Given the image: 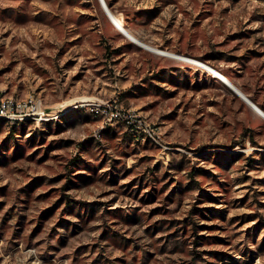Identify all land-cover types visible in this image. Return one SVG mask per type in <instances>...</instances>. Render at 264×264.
<instances>
[{"label": "rangeland", "instance_id": "obj_1", "mask_svg": "<svg viewBox=\"0 0 264 264\" xmlns=\"http://www.w3.org/2000/svg\"><path fill=\"white\" fill-rule=\"evenodd\" d=\"M105 1L264 110V0ZM31 94L47 119L0 121V264H264V119L205 67L100 0H0V96Z\"/></svg>", "mask_w": 264, "mask_h": 264}, {"label": "built area", "instance_id": "obj_2", "mask_svg": "<svg viewBox=\"0 0 264 264\" xmlns=\"http://www.w3.org/2000/svg\"><path fill=\"white\" fill-rule=\"evenodd\" d=\"M81 105L89 106L90 111L102 117L105 124L113 121H124L131 128H139L146 131L149 128V125L140 114L118 108V106L109 101H86ZM25 119H47V112L39 96L31 94L24 99H16L12 96H0V121L4 120L13 124Z\"/></svg>", "mask_w": 264, "mask_h": 264}, {"label": "bare ground", "instance_id": "obj_3", "mask_svg": "<svg viewBox=\"0 0 264 264\" xmlns=\"http://www.w3.org/2000/svg\"><path fill=\"white\" fill-rule=\"evenodd\" d=\"M104 3L106 4V7L110 13V15L106 12V14L113 20V22L115 23V25L118 27V29L120 30L121 33H123L125 36H127L128 38H131L134 42H136L137 44L139 45H142L144 47H147V48H150L151 50H155L156 52L160 53V54H163V55H167V56H172L174 57L175 59H179V60H183V61H186V62H190V63H193V64H200L202 65L203 67H205L206 70L210 71L214 76L220 78L221 80H225L226 82H228L229 84H232L233 86H235L237 88V90H239V92H241V94H243L244 96L247 97L246 94H244V92L242 90H240L233 82H231L225 75H223L221 72H219L218 70L212 68L211 66L201 62V61H198L192 57H189V56H185L183 54H178V53H173V52H169L167 50H163V49H159V48H156V47H153L145 42H143L142 40L138 39L136 36H134L125 26L124 24L121 22V20L112 12V10L108 7L106 1L104 0ZM102 5V3H101ZM241 98V97H240ZM242 99V98H241ZM252 101V100H251ZM252 103L254 104V102L252 101ZM255 105V104H254ZM253 108V107H252ZM253 110L258 114L260 115L263 119H264V110H262L260 107H259V110L262 112L260 113L259 111H257L256 109L253 108Z\"/></svg>", "mask_w": 264, "mask_h": 264}, {"label": "water", "instance_id": "obj_4", "mask_svg": "<svg viewBox=\"0 0 264 264\" xmlns=\"http://www.w3.org/2000/svg\"><path fill=\"white\" fill-rule=\"evenodd\" d=\"M100 2L102 3V7L105 9V11L110 15L106 4L104 3V0H100ZM236 95H238L239 97H241L244 101H246L251 107H253L254 109H256L257 111H259L260 113H262L259 110V106L249 97V96H244L243 94H241V92H239V90H237V88L235 86H233L232 84H229L228 82H226L225 80H222ZM254 102V104L252 103V101ZM261 108V107H260ZM262 109V108H261Z\"/></svg>", "mask_w": 264, "mask_h": 264}, {"label": "crops", "instance_id": "obj_5", "mask_svg": "<svg viewBox=\"0 0 264 264\" xmlns=\"http://www.w3.org/2000/svg\"><path fill=\"white\" fill-rule=\"evenodd\" d=\"M109 7V6H108ZM105 12V11H104ZM106 13V12H105ZM107 15V14H106ZM108 16V15H107ZM108 18L110 19V22H112L113 24H114V26L116 27V28H118L116 25H115V23L113 22V20L108 16ZM121 33V32H120ZM124 35V34H123ZM125 36V35H124ZM125 37H127V36H125ZM128 38V37H127ZM130 41H132L133 43H135V44H137L136 42H134L131 38H128ZM138 46H140V47H142V48H145V49H147V50H150V51H152V52H154V53H157V54H160V53H158V52H156L155 50H151L150 48H147V47H144V46H142V45H139V44H137ZM160 55H163V54H160ZM163 56H167V55H163ZM167 57H170V58H173V59H175L174 57H172V56H167ZM223 75H225L224 73H222ZM226 76V75H225ZM227 77V76H226ZM218 78V77H217ZM228 78V77H227ZM220 79V78H219ZM229 79V78H228ZM221 80V79H220ZM230 81H231V79H229ZM222 81V80H221ZM223 82V81H222ZM231 82H233V81H231ZM224 83V82H223ZM234 83V82H233ZM225 84V83H224ZM235 84V83H234ZM226 85V84H225ZM236 85V84H235ZM227 86V85H226ZM237 86V85H236ZM228 87V86H227ZM238 87V86H237ZM229 88V87H228ZM239 88V87H238ZM230 89V88H229ZM240 89V88H239ZM241 90V89H240ZM245 94V93H244ZM238 96V95H237ZM248 96V95H247ZM245 103L251 108V109H253L246 101H245Z\"/></svg>", "mask_w": 264, "mask_h": 264}]
</instances>
